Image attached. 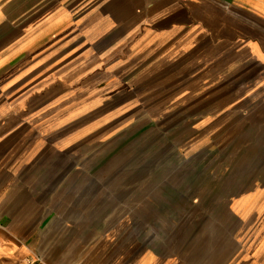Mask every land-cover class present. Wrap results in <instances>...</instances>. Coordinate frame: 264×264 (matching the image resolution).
I'll return each instance as SVG.
<instances>
[{"label":"crops","instance_id":"1","mask_svg":"<svg viewBox=\"0 0 264 264\" xmlns=\"http://www.w3.org/2000/svg\"><path fill=\"white\" fill-rule=\"evenodd\" d=\"M230 137L220 199L236 188L204 215L220 240L164 254L151 232L181 215L182 154ZM255 228L264 0H0V262L264 264Z\"/></svg>","mask_w":264,"mask_h":264},{"label":"rangeland","instance_id":"2","mask_svg":"<svg viewBox=\"0 0 264 264\" xmlns=\"http://www.w3.org/2000/svg\"><path fill=\"white\" fill-rule=\"evenodd\" d=\"M245 141L248 143L247 138ZM241 144L242 143L234 137L218 140L215 139V147L213 152H187L182 154V160L192 162L191 164L193 167L182 170L180 175L183 181L182 185H170L171 188H175L176 191H181L182 193V199L180 201L176 200L177 208L180 209L181 207V211H179L181 215L178 214L175 218L170 214H167L168 217H161L160 230L158 233L155 231L151 232V238H153V240L157 238L158 234L160 235V238H165L166 248L163 251L164 254L170 255L176 251L178 252V248L184 246V242L188 241L189 239L198 241L208 240L210 244H216L220 240L221 237H219L218 233L212 232L210 234H206L207 232H205L207 227L212 224L211 220H209L210 218L204 216L206 214L205 207L207 203L209 208H214L215 213L217 212L219 215H224L222 208L226 207L227 202L225 201L227 195L233 192L234 188H236V185L226 186L227 190L225 194V200L222 201L220 199L221 194H219V192H221V186L218 183L221 181L220 177L228 176V174L233 171L234 165L238 157L241 155L236 151ZM234 172L235 171H233V173ZM205 192H208L206 193L207 195ZM212 192V198H214V200L213 204L211 203V205L209 201L212 198L209 199L208 202L205 200V198H207ZM168 208V205H166L167 210ZM216 216L214 217L215 222L217 220H222V223L230 226V228L234 227V224L229 220L227 221L225 216ZM164 228L166 230L165 232H163ZM251 242H253V246L249 248L250 251H253L254 248L264 242V228L257 235L255 228L245 239L244 244L248 245ZM224 244L228 248L230 247L229 250H231V246L233 244L232 241H225ZM198 251L200 254V249ZM220 252L222 251L220 250ZM214 253V255L218 254L217 252ZM0 264L9 263L0 262Z\"/></svg>","mask_w":264,"mask_h":264}]
</instances>
